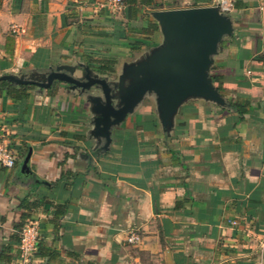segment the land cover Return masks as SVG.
<instances>
[{"label": "crops", "instance_id": "1", "mask_svg": "<svg viewBox=\"0 0 264 264\" xmlns=\"http://www.w3.org/2000/svg\"><path fill=\"white\" fill-rule=\"evenodd\" d=\"M99 1L0 0V77L45 82L56 71L82 81L88 58L117 65L119 49L132 47L115 37V22L126 20L98 9ZM150 1L155 8L138 2L132 24L157 30L131 35L147 53L164 44L154 12L214 3ZM229 4L231 32L208 69L223 104L189 97L164 126L145 98L104 149L90 118L93 89L53 81L47 89L26 85L21 99L0 94V137L15 157L13 168H0V264H22L13 241L23 216L24 225H38L37 254L27 264H257L264 0ZM129 232L140 241L128 244Z\"/></svg>", "mask_w": 264, "mask_h": 264}, {"label": "water", "instance_id": "2", "mask_svg": "<svg viewBox=\"0 0 264 264\" xmlns=\"http://www.w3.org/2000/svg\"><path fill=\"white\" fill-rule=\"evenodd\" d=\"M152 16L163 32V47L149 53L146 61L128 68L135 82L122 97L120 105L112 103L111 88L106 80L91 76L87 67L84 68L82 81L56 71H51L45 82L12 75H4L0 80L17 85H35L42 89L50 88L53 81L69 84L74 89L98 87L102 98L91 95L88 101L91 104L93 133L104 139V149L111 142V130L133 113L148 92L157 94L159 118L164 126L180 103L189 97H201L223 104L224 101L209 81L208 69L219 43L231 32V21L227 14L220 13L215 6H207L159 10Z\"/></svg>", "mask_w": 264, "mask_h": 264}, {"label": "built area", "instance_id": "3", "mask_svg": "<svg viewBox=\"0 0 264 264\" xmlns=\"http://www.w3.org/2000/svg\"><path fill=\"white\" fill-rule=\"evenodd\" d=\"M213 6L217 7L222 14L230 12L229 0H213ZM96 7L100 10H106L111 15H120L124 8V0H101L96 3ZM15 165V157L13 152L8 148L6 140L0 137V168L11 169ZM232 225L237 222L230 221ZM140 241V237L135 232H129L126 238L128 244H136ZM38 244V225L36 222L26 223L19 232L18 249L22 264L30 262L37 251ZM257 264H264V242L260 244Z\"/></svg>", "mask_w": 264, "mask_h": 264}, {"label": "trees", "instance_id": "4", "mask_svg": "<svg viewBox=\"0 0 264 264\" xmlns=\"http://www.w3.org/2000/svg\"><path fill=\"white\" fill-rule=\"evenodd\" d=\"M138 0H124V8L122 11L123 14V18L126 20V22L124 21H119V22H115V25H117V27L119 28V32L116 33L115 37L116 39L119 40L120 43H126L130 46H132V50L135 49H139L137 48L136 42L131 40V35L134 34H145L144 30H151V31H155L157 30V25L150 23L147 27V29H143L141 27H136L135 25H133L132 23H136L137 21V15L139 14V7H138ZM140 5H148L151 6L153 8H155L156 6L154 4L151 3V1H140L139 2ZM144 45V44H142ZM115 59L113 58H108L107 60L98 62L92 58H88L86 66L89 69H97L99 70L100 73L105 74V73H111L113 72L114 66H115ZM210 83L212 84L214 81H216V78H212V77H208ZM29 86L26 85H16L10 81L7 80H0V94L2 92H5L7 96L13 98V99H21L24 98L26 96L25 94V90L28 89ZM218 92V88L216 89ZM219 93V92H218ZM217 104V103H216ZM25 203V202H24ZM24 220L23 223L21 224H17L16 226H14V229L19 232L21 231L22 227L24 226V223L26 221V219L28 220L27 216H23L22 217ZM16 239H14L13 243L14 244H19V238L17 235L14 236ZM38 247V244H37ZM10 248H5V250H9ZM37 254V251L36 253Z\"/></svg>", "mask_w": 264, "mask_h": 264}, {"label": "rangeland", "instance_id": "5", "mask_svg": "<svg viewBox=\"0 0 264 264\" xmlns=\"http://www.w3.org/2000/svg\"><path fill=\"white\" fill-rule=\"evenodd\" d=\"M114 16L116 17L118 15H114ZM144 43L146 46L151 45L149 41H145ZM147 55H149V53H147V50L143 51L141 48L139 49L134 48L132 50V48L127 49L126 47H124L122 49H119V55L116 56V60L118 61V64L114 66L113 72L108 73L106 76L103 77L106 80L109 87L111 88L112 103L114 105L117 104L120 105L122 97L126 94V92H128V90H130V88L133 86L135 82V78L131 76L130 71H128V68L130 66H134L142 63L143 61H146L145 57ZM93 73L98 76L101 75L99 70L97 69H93ZM90 75L93 76L92 73H90ZM91 89H93L94 92H96V96H101L102 98V92L98 87L93 86ZM91 95L94 94L92 93ZM145 98H148L150 104L152 103L151 108H153V110L157 109L156 106L157 94L155 92H148L145 95L144 99ZM182 102L180 103V105L182 104Z\"/></svg>", "mask_w": 264, "mask_h": 264}]
</instances>
